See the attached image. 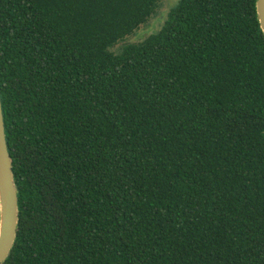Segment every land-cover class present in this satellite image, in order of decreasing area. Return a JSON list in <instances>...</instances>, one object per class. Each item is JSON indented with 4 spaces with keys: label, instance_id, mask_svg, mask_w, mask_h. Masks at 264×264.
<instances>
[{
    "label": "trees",
    "instance_id": "trees-1",
    "mask_svg": "<svg viewBox=\"0 0 264 264\" xmlns=\"http://www.w3.org/2000/svg\"><path fill=\"white\" fill-rule=\"evenodd\" d=\"M159 3L0 0L3 264H264L256 0H179L124 44Z\"/></svg>",
    "mask_w": 264,
    "mask_h": 264
},
{
    "label": "water",
    "instance_id": "water-1",
    "mask_svg": "<svg viewBox=\"0 0 264 264\" xmlns=\"http://www.w3.org/2000/svg\"><path fill=\"white\" fill-rule=\"evenodd\" d=\"M255 9L257 21L264 36V0H256ZM18 223V190L6 141L0 96V264L8 259L14 247Z\"/></svg>",
    "mask_w": 264,
    "mask_h": 264
},
{
    "label": "rangeland",
    "instance_id": "rangeland-1",
    "mask_svg": "<svg viewBox=\"0 0 264 264\" xmlns=\"http://www.w3.org/2000/svg\"><path fill=\"white\" fill-rule=\"evenodd\" d=\"M178 1L179 0H160L155 14L151 17V19H149L145 25L135 32L131 38L126 40L124 44L137 43L142 41L143 38L147 37L149 34L157 33L162 28L168 12L177 5ZM120 46L113 49L115 53L119 51Z\"/></svg>",
    "mask_w": 264,
    "mask_h": 264
}]
</instances>
